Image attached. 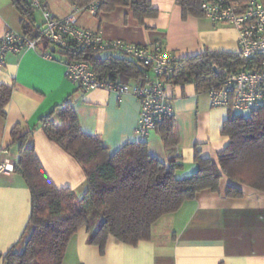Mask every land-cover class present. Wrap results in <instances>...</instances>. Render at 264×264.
Listing matches in <instances>:
<instances>
[{"label": "crops", "instance_id": "0c3cea01", "mask_svg": "<svg viewBox=\"0 0 264 264\" xmlns=\"http://www.w3.org/2000/svg\"><path fill=\"white\" fill-rule=\"evenodd\" d=\"M151 3L158 15L146 18L141 25L129 16L125 18L123 8L101 15L80 12L77 23L99 31L107 40L160 42L176 58L206 49L236 51L237 30L232 25L212 22L204 16L182 17L176 0ZM44 4L55 17H64L71 11L73 1L45 0ZM35 21L39 24L41 19L35 16ZM21 24V14L11 0H0V37L7 30L21 33ZM60 58L57 54L47 58L38 47L6 54L0 84L12 85L13 90L4 107L5 117L0 116V158H17L15 146L6 148L16 123L24 128L37 125L40 117L69 95L81 130L98 135L110 152L128 141H138L134 129L140 104L136 97L79 87L67 78L66 64ZM145 76L149 80L152 72L145 70ZM165 86L177 145L167 148L157 128L150 131L145 143L149 154L163 163L176 159L181 166L175 175L182 177L196 168L195 150L216 161L217 153L225 149L228 137L221 134V129L228 109L213 106L207 92L197 91L191 82ZM33 139L36 155L51 181L81 194L85 174L76 159L49 139L40 126H36ZM229 183L223 176L218 191L201 190L178 210L161 216L151 226V237L135 245L109 235L100 251L98 245L88 242V235L100 223L90 215L88 223L70 239L63 264H264V192L241 186V196L229 197L225 194ZM29 212L30 192L22 177L14 171L0 172V256L12 246L21 248Z\"/></svg>", "mask_w": 264, "mask_h": 264}, {"label": "trees", "instance_id": "16d2710c", "mask_svg": "<svg viewBox=\"0 0 264 264\" xmlns=\"http://www.w3.org/2000/svg\"><path fill=\"white\" fill-rule=\"evenodd\" d=\"M72 5L84 6L92 0H72ZM94 15L109 14L126 9V17L135 24L158 15L151 0H98ZM21 14L22 34L35 39L42 51L52 57L61 56L65 63L86 61L100 77L128 83L143 84L148 66L126 56L116 49H105L106 54L90 47L67 51L42 37L35 21V10L26 0H11ZM182 17L203 16L200 0H176ZM126 21V19H125ZM127 22V21H126ZM260 57L245 59L239 52L226 49H206L194 55L178 57L173 71L163 76L168 84L191 82L197 91H206L225 72L240 67L251 68ZM264 58V57H263ZM142 66V68H141ZM13 86L0 84V116L12 95ZM73 97L67 96L49 113L39 118L37 125L24 128L16 123L10 130L11 142L17 158L13 171L24 180L30 192V212L21 237L22 246H12L0 257L3 264H63L67 245L78 230L88 223L92 211L101 217L88 242L103 251L107 237L135 245L151 237V226L161 216L178 210L183 202L191 200L204 189L218 191L221 177L230 183L225 194L239 197L241 186L264 192V110L239 113L228 109L221 134L228 137L224 150L216 161L194 152L195 170L177 177L175 170L181 164L170 158L163 163L149 154L145 141H128L110 152L96 134L85 133L79 127L73 108ZM40 126L47 137L81 165L85 174V189L77 194L68 186H57L46 174L34 147L33 132ZM164 145H177L174 118L167 115L158 123Z\"/></svg>", "mask_w": 264, "mask_h": 264}, {"label": "built area", "instance_id": "2783aa9c", "mask_svg": "<svg viewBox=\"0 0 264 264\" xmlns=\"http://www.w3.org/2000/svg\"><path fill=\"white\" fill-rule=\"evenodd\" d=\"M41 15L37 26L39 34L52 44L67 51L80 47L105 50L116 49L126 56L147 65L152 77L143 84L124 83L97 75L86 61L66 64L67 78L84 89L100 88L122 95L130 93L140 104L135 133L145 141L150 131L171 114V105L162 77L173 71L177 59L162 48L160 42L140 44L122 39L107 40L93 29L77 23L80 12L96 13L98 0L80 7L72 5L64 17H55L44 4L45 0H26ZM203 16L212 22L232 25L237 30L236 51L245 59L259 58L251 68L240 67L221 74L206 90L213 106H224L239 113L264 110V0H200ZM35 39L20 32L7 30L0 37V68L7 53H19L22 49H36ZM43 55L52 58L48 51ZM14 169V161L0 158V172Z\"/></svg>", "mask_w": 264, "mask_h": 264}, {"label": "rangeland", "instance_id": "374dc122", "mask_svg": "<svg viewBox=\"0 0 264 264\" xmlns=\"http://www.w3.org/2000/svg\"><path fill=\"white\" fill-rule=\"evenodd\" d=\"M35 16H36V18L39 20V19H41V15H40V12L36 9L35 10ZM106 52L107 51H105V50H102V51H100V55H104V54H106ZM84 191V190H83ZM82 191V192H83ZM81 193V192H80ZM90 215H91V219H93V221H96V220H100L101 219V217H100V215L98 214V213H96V212H94V211H92L91 213H90ZM66 262H68V260H66Z\"/></svg>", "mask_w": 264, "mask_h": 264}]
</instances>
